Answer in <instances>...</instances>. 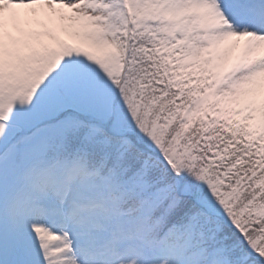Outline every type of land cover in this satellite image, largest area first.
I'll return each mask as SVG.
<instances>
[{
	"label": "snow or ice",
	"instance_id": "obj_1",
	"mask_svg": "<svg viewBox=\"0 0 264 264\" xmlns=\"http://www.w3.org/2000/svg\"><path fill=\"white\" fill-rule=\"evenodd\" d=\"M0 264H264V0H0Z\"/></svg>",
	"mask_w": 264,
	"mask_h": 264
}]
</instances>
